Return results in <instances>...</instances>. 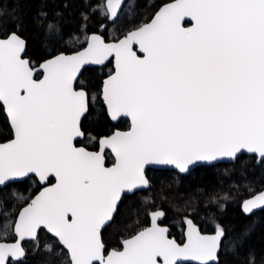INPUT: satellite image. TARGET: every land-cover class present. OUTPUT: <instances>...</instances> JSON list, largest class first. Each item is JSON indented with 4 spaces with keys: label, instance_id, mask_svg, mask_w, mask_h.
<instances>
[{
    "label": "snow or ice",
    "instance_id": "6c2138e0",
    "mask_svg": "<svg viewBox=\"0 0 264 264\" xmlns=\"http://www.w3.org/2000/svg\"><path fill=\"white\" fill-rule=\"evenodd\" d=\"M123 6V0H104L95 10L116 20ZM4 16L11 28L0 20V105L14 139L0 144V194L30 174L45 187L0 217V240L16 238L0 243V264L24 257L25 239L39 249L41 230L56 238L59 254L66 250L67 264H220V225L207 236L185 218L181 245L158 225L164 213L156 211L151 227L111 251L101 230L122 196L149 185L146 165L187 174L202 162H234L244 151L264 162V0H174L116 42L86 36L81 50L40 65L42 79L24 58L25 40L12 30L20 18L0 7ZM37 23L47 36L60 34L59 21L47 12ZM110 58L115 71L104 81L103 100L113 120L130 118L131 130L116 131L100 140L98 151H88L73 143L83 136L80 120L89 107L86 91L73 85L86 65ZM106 149L115 157L112 167L105 166ZM243 207H264V194ZM43 250L54 251L51 244Z\"/></svg>",
    "mask_w": 264,
    "mask_h": 264
},
{
    "label": "trees",
    "instance_id": "16d2710c",
    "mask_svg": "<svg viewBox=\"0 0 264 264\" xmlns=\"http://www.w3.org/2000/svg\"><path fill=\"white\" fill-rule=\"evenodd\" d=\"M169 1L127 0L119 18L113 21L95 10L104 0H0V7L20 18L21 26L12 30L25 40L26 56L31 65L36 66L58 53L82 48L86 36L91 33H99L105 40H117L148 22L157 9ZM41 12L59 21L58 36H47L37 23ZM0 20L5 22L3 27L11 28L10 16L0 17ZM111 72V61L102 67H87L76 85L85 89L89 98L88 113L81 123L84 139L76 143L87 149H95L97 139L114 129L128 128L125 120L112 124L100 100L102 80ZM11 136L0 105V142ZM147 175L150 187L134 195H125L112 222L102 230L106 251L120 248L122 240L149 224L151 212L161 210L164 213L162 223L171 227L177 240H182L185 218L192 219L203 233H214L220 225L225 232L220 264H264V209L250 216L243 215L240 210L244 199L264 188V168L256 164L254 156L241 155L234 163L197 166L186 175L172 170L148 171ZM38 189L39 185L31 178L15 183L0 194V217L5 212L18 210ZM13 191L19 198L11 195ZM225 196L227 200L223 199ZM38 239L39 249L35 242L27 243L23 260L9 264H67L66 253L59 254L61 247L54 238L41 231ZM7 240H13V236ZM45 244L53 245L54 251L45 252Z\"/></svg>",
    "mask_w": 264,
    "mask_h": 264
},
{
    "label": "water",
    "instance_id": "95a60500",
    "mask_svg": "<svg viewBox=\"0 0 264 264\" xmlns=\"http://www.w3.org/2000/svg\"><path fill=\"white\" fill-rule=\"evenodd\" d=\"M127 0H123V5H124V3L126 2ZM174 2V0H171V1H169V2H166V3H164V4H162L158 9H157V11L153 14V16L151 17V19L154 17V15L160 10V8H162L165 4H169V3H173ZM151 19L148 21V22H150L151 21ZM109 21H113L112 19H109ZM185 27H191L192 26V24L190 23V22H185V25H184ZM136 29V28H135ZM135 29H133V30H135ZM133 30H131V31H133ZM128 32H130V31H128ZM127 32V33H128ZM126 33V34H127ZM92 34H97V35H100V36H102L101 34H99V33H91V34H89L88 36H90V35H92ZM125 34V35H126ZM124 36V35H123ZM123 36L122 37H120L119 39H121V38H123ZM0 38H3V37H0ZM22 38V37H21ZM102 38H104L103 36H102ZM23 39V38H22ZM118 40V39H117ZM117 40H105V42H107V43H113V42H116ZM84 46H86V44H84ZM83 46V47H84ZM82 48H80V49H78V50H81ZM78 50H76V51H78ZM137 51H138V49H137ZM75 52V51H74ZM74 52H71V53H64V52H62V53H64V54H66V55H71V54H73ZM59 54H61V53H58V54H56V55H54V56H52V57H50V58H48V59H46V60H44V61H42V62H40L38 65H36V66H32L34 69H36L37 70V72H36V75H38L39 76V78H43V76L40 74V65H42L44 62H46L47 60H50V59H52V58H54L55 56H57V55H59ZM138 54L139 55H143L142 53H139L138 52ZM24 58H26V59H29L27 56H26V49H25V53H24ZM29 61H30V59H29ZM109 61H111V63H112V72L109 74V75H107L103 80H102V86H101V89H100V99H101V101H102V104H103V106H104V108H105V111H106V114H107V117H108V119L110 120V122L112 123V124H117L120 120H125L127 123H128V128L127 129H125V130H115V131H113L111 134H109L108 136H110V135H112L113 133H115L116 131H121V132H127V131H130L131 130V120H130V118L129 117H120L118 120H113L112 118H111V116H110V114H109V112H108V109H107V105H106V103L104 102V100H103V85H104V81L105 80H107L108 79V77L110 76V75H112V74H114V71H115V60H114V58H110L108 61H106L105 62V64L104 65H106ZM31 64V63H30ZM104 65H86L85 66V68H87V67H102V66H104ZM85 68H83L82 70H81V72H80V74H78V76H77V80L74 82V88L77 90V91H80V90H84V91H86L85 89H83V88H78L76 85H77V83H78V81H79V79H80V76H81V73H82V71L85 69ZM87 93V92H86ZM88 95V94H87ZM2 106V105H1ZM2 108H3V106H2ZM3 112H4V115H5V117H6V119H7V122H8V125H9V128H10V130H11V133H12V136H11V138L9 139V140H7V141H4V142H0V144H5V143H8V142H10L12 139H14V132H13V129H12V127H11V122H10V118L8 117V115H7V111H6V109L5 108H3ZM87 113H88V111L81 117V120H80V128H81V123H82V120H83V118L87 115ZM81 131H82V129H81ZM82 133H83V131H82ZM108 136H103V137H100L99 139H98V145H99V142H100V140H102L103 138H105V137H108ZM84 139V133H83V136H80V137H76L75 138V140L73 141V143L75 144L77 141H82ZM76 147H83V148H85L84 146H82V145H75ZM86 150H88V151H94V150H89V149H87V148H85ZM95 151H98V149L97 150H95ZM105 152H109V154H110V156L112 157V159H113V162L110 164V165H107L106 164V158H105V166L106 167H112L113 166V164L115 163V157H114V155L111 153V150L110 149H106L105 150ZM241 155H251V156H254L255 157V159H256V164H262V166H263V168H264V162H261V159L258 157V155L257 154H250V153H247L246 151H244V152H242V153H240V154H238V157L239 156H241ZM236 161V160H235ZM234 161V162H235ZM233 161H231V160H228V159H224V160H221V161H219V162H216V163H214V164H208V163H199V164H197V165H195V166H191V170L192 169H194L195 167H197V166H211V165H216V164H220V163H234ZM148 170H172V171H175L176 173H178V174H180V175H186V174H181V173H179L178 172V170L177 169H175V167L174 166H172V165H146L145 166V176H146V178L148 179V181H149V178H148V176H147V171ZM30 176H33L34 177V174H30ZM27 178H25L24 180H26ZM37 181H38V178H35ZM24 180H21V181H17L16 183H18V182H22V181H24ZM52 183H54L55 182V180H54V178H52ZM39 183V182H38ZM42 187H41V189L39 190V191H41L42 189H43V187H45V185L44 184H41V183H39ZM150 187V181H149V185L147 186V187H144V188H140V189H138V190H136V192H138V191H144V190H147L148 188ZM39 191L35 194V195H37L38 193H39ZM259 194H264V188L263 189H261V190H259V191H257L256 193H254L253 195H251V196H249V197H247L246 199H244L242 202H241V204H240V210H241V212H242V214L243 215H245V216H250V215H252V214H254V213H256V212H258V211H260V210H262V209H264V207H257V208H254L251 212H246L245 210H244V207H243V205H244V203L246 202V201H249V200H252V199H254L257 195H259ZM34 195V196H35ZM125 195H132V194H125ZM124 195V196H125ZM33 196V197H34ZM32 197V198H33ZM122 198H123V196H122ZM121 198V199H122ZM30 201V200H29ZM121 201V200H120ZM120 201L118 202V204H117V207H118V205H119V203H120ZM26 206V205H25ZM117 210V209H116ZM157 211H161V210H157ZM156 211H153V212H151L150 214H149V224L147 225V226H145L144 228H148V227H151V224H152V221H151V216H152V214L153 213H155ZM115 213H116V211H115ZM115 213H114V215H115ZM162 219H163V217H161L160 219H158V221H157V223H158V225L160 226V227H165V228H167L168 229V235H169V238L170 239H175L174 237H172L170 234H171V229H170V227L168 226V225H163V224H161V221H162ZM112 222V221H111ZM111 222H109L106 226H108ZM196 225V224H195ZM105 226V227H106ZM104 227V228H105ZM196 227L198 228V226L196 225ZM104 228H102V230L104 229ZM143 228V229H144ZM143 229H141V230H143ZM199 229V228H198ZM102 230H101V232H102ZM140 230V231H141ZM46 232H47V230H45ZM186 231H187V227H186V222H184V231H183V235H184V238H183V241L180 243L181 245L184 243V242H186ZM139 232V231H138ZM137 232V233H138ZM201 232V231H200ZM48 233V232H47ZM137 233H135V234H137ZM50 234V233H49ZM134 234V235H135ZM201 234L202 235H207V236H212V235H214L215 233H202L201 232ZM51 235V234H50ZM134 235H132V236H134ZM52 236V235H51ZM131 236V237H132ZM131 237H129V238H131ZM129 238H126V239H129ZM101 239H102V236H101ZM125 240V239H124ZM124 240H122L121 241V248L119 249V250H122V246H123V241ZM176 240V239H175ZM26 241H33V240H31V239H25L24 241H21L20 243H21V246L23 247V243L24 242H26ZM177 241V240H176ZM14 242H16V238L14 237V240L13 241H4V240H0V243H14ZM177 243H179L178 241H177ZM105 245V244H104ZM24 248V247H23ZM105 248H106V246H105ZM111 250H113V249H110V250H108V251H111ZM24 251H25V249H24ZM25 254H26V252H25ZM24 257H22V258H19V259H13V258H11V257H9V260H12V261H18V260H21V259H23ZM161 264H162V261H161ZM188 264H195V262H188Z\"/></svg>",
    "mask_w": 264,
    "mask_h": 264
},
{
    "label": "flooded vegetation",
    "instance_id": "af4514ba",
    "mask_svg": "<svg viewBox=\"0 0 264 264\" xmlns=\"http://www.w3.org/2000/svg\"><path fill=\"white\" fill-rule=\"evenodd\" d=\"M87 94H88V93H87ZM100 100H101V99H100ZM101 102H102V101H101ZM115 130H121V129H114L113 131H115ZM113 131H112V132H113ZM112 132H111V133H112ZM111 133H110V134H111ZM108 135H109V134H108ZM108 135H105V136H108ZM101 137H103V136H101ZM99 138H100V137H99ZM99 138H98V139H99ZM98 139H97V147H96L95 149H89V150H94V151H95V150L98 149ZM82 141H83V140H82ZM77 142H80V141H77ZM77 142H76V143H77ZM76 143H75V145H79V144H76ZM82 146H83V145H82ZM85 148H86V147H85ZM105 158H106V164H107V165H110V164L113 162V159H112V157L110 156L109 152H105ZM148 171H156V170H148ZM148 171H147V172H148ZM147 176H148V175H147ZM148 178H149V177H148ZM27 179H31V178H27ZM32 179H35V178L33 177ZM35 181H36L37 184L39 185V189H38V191H39V190L41 189L42 186L38 183V181H37L36 179H35ZM52 181H53V180H52V178H51V183H52ZM38 191H37V192H38ZM37 192H36V193H37ZM36 193H35V194H36ZM35 194H34V195H35ZM34 195L30 196V197L27 199V201L25 202V204H24L23 206H25V205L27 204V202H29V200H30ZM123 197H124V196H123ZM121 200H122V199H121ZM23 206H22V207H23ZM22 207H20V208H22ZM162 220H163V219H162ZM161 224H163L162 221H161ZM163 225H167V224H163ZM168 226H169V225H168ZM169 227H170V226H169ZM170 229H171V227H170ZM41 231H45V230H41ZM41 231H40V232H41ZM183 231H184V228H183ZM40 232H39V233H40ZM45 232H46V231H45ZM215 232H216V231H215ZM215 232H214V233H215ZM46 233H47V232H46ZM202 233H203V232H202ZM47 234L50 235L49 233H47ZM170 235L176 239V237L172 235V229H171V234H170ZM38 236H39V234H38ZM50 236H51V235H50ZM51 237L54 238V239L56 240L55 237H53V236H51ZM183 238H184V235H183V232H182V240H181V239H179V240L176 239V240H177L179 243H181V242L183 241ZM13 240H14V236H13ZM13 240H4V241H13ZM56 241H57V240H56ZM30 242H34V241H26V242L23 243V247H24L25 250H26L25 246L27 245V243H30ZM57 242H58V241H57ZM58 244H59V243H58ZM52 246H53V245H52ZM59 246L62 247L61 245H59ZM120 248H121V247H120ZM120 248H118L117 250H119ZM105 249H106V248H105ZM112 249H113V248H112ZM109 250H110V249H109ZM107 251H108V250H107ZM25 252H26V251H25ZM65 253H66V250H65ZM24 257H25V256H24ZM21 260H23V259H21ZM21 260H18V261H12V260H9V261H8V264H9V263H18V262L21 261Z\"/></svg>",
    "mask_w": 264,
    "mask_h": 264
}]
</instances>
